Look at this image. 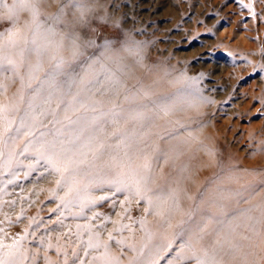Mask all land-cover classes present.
<instances>
[{
	"label": "snow or ice",
	"instance_id": "obj_1",
	"mask_svg": "<svg viewBox=\"0 0 264 264\" xmlns=\"http://www.w3.org/2000/svg\"><path fill=\"white\" fill-rule=\"evenodd\" d=\"M42 2L15 0V6L9 7L8 0H0V10L7 12L0 20L13 23L0 33V94H7L17 81L20 85L6 103H0V192L7 194L21 175L55 177L52 198L59 203L53 211L64 217L55 221L56 228H67L76 239L69 253L53 244L50 234L35 237L39 221H32L36 229L26 228L15 237L0 227V264H40L41 260L60 264L47 254L53 249L62 254V264H123L112 253L113 243L135 253L128 264H160L161 260L165 264H226L224 256L232 260L239 256L240 264H262L259 257L250 260L251 253L241 255L243 245L235 241L241 224L249 222L254 235L264 239V205L224 210L226 201L248 203L257 194L255 183L240 184V176L233 170L217 175L212 182L215 187L201 193L200 203L186 214L188 219L177 223H173L176 215L185 213L180 193L171 187L175 178L165 177L158 183L156 172L161 163L178 159V154L176 145L161 148L157 141L168 143L182 133L166 127L151 129L161 114L167 115L175 107L177 95L187 93L214 103L195 86L199 78H189L190 83L172 96H154L139 81L129 88L124 77L131 75V67L113 56L111 41L96 46L88 40L82 45L78 36L64 32L59 17L41 15ZM241 4L255 15L251 5H243V0ZM24 11L31 13V19L18 27ZM65 39L70 40L69 55L64 54ZM94 46L98 52L87 56V48ZM125 50L131 48L125 46ZM150 137L155 139L150 142ZM207 151L214 157L211 149ZM260 186L264 190V181ZM117 196H123L124 204L114 199ZM132 200L143 201L146 213L157 218L163 233L157 239L144 217L136 221L143 232L138 246L122 236L126 230L133 232L131 224L121 223L115 228L121 235L108 232L104 241L101 229L106 230L107 222H115L108 214L97 212V206L110 202L114 208H124L125 218L130 219L127 204ZM16 204L15 200H0L4 215L0 224L12 226L23 218V209L15 221L3 211L5 205L14 208ZM256 208L262 209L260 215H251ZM69 216L85 223H77L73 231L64 223ZM98 219L105 223H93ZM8 239L11 243L5 242ZM32 241L45 249L43 255L27 246ZM169 252L171 256L165 259Z\"/></svg>",
	"mask_w": 264,
	"mask_h": 264
},
{
	"label": "rangeland",
	"instance_id": "obj_2",
	"mask_svg": "<svg viewBox=\"0 0 264 264\" xmlns=\"http://www.w3.org/2000/svg\"><path fill=\"white\" fill-rule=\"evenodd\" d=\"M96 2L103 5L98 7ZM8 4L14 7L15 0H8ZM243 5H251L255 15L242 6L241 0H43L40 5L43 17H59L64 32L78 36L82 45L88 40L96 46L111 41L113 56L131 67V75L124 77L129 88L139 81L154 96H172L190 83L189 78H199L195 86L214 101L206 103L187 93L177 95L175 107L167 115L161 114L151 129L155 132L166 127L182 133L168 143L157 141L161 148L176 145L178 154V159L162 162L156 172L158 183H163L165 177L175 178L171 187L180 193L179 203L185 214H177L173 223L187 220L188 211L200 203L201 193L213 189L215 177L228 170L240 176V184L255 183L257 194L240 205L226 201L225 211L264 205V190H260V181H264V0H243ZM6 15V10H0V16ZM19 19L17 26L22 27L31 19V13L24 11ZM12 27L11 21L0 20V33ZM65 45L64 54L69 55L70 40L65 39ZM96 46L87 48L86 55L98 52ZM125 46L131 51L125 50ZM137 51L139 55L134 54ZM141 57L142 63L138 64ZM19 87L18 81L11 84L7 94H0V103H6ZM152 139L155 137H150V142ZM208 149L215 153L214 157L208 155ZM55 179H44L37 173L28 178L21 175L17 184L8 187L7 194L0 192V200L17 201L14 208L5 205L3 209L12 220L20 217L23 209L18 223H4L0 227L8 230L9 237H15L23 235L26 228L36 229L32 221H39L35 237L50 234L53 244L71 253L75 236L55 224L58 218H64L53 211L59 203L52 198ZM114 199L124 204L123 196ZM127 207L131 209L130 219L125 218L124 208H114L110 202L97 206V212L108 214L115 222H107L106 230L101 229L104 241L107 242L108 232L121 235L115 232L121 223L131 224L133 232L126 230L122 236L138 246L143 232L136 221L144 217L158 239L164 229L156 217L146 213L143 201L132 200ZM261 210L256 208L251 215L259 216ZM0 220H4L3 213ZM64 223L75 231L76 224L85 221L69 216ZM93 223L105 221L98 219ZM250 223L241 224L235 242L243 245L241 255L251 253L250 260L259 257L264 264V239L254 235ZM5 242L11 243V239ZM27 246L39 250L41 255L45 251L34 241ZM112 253L120 256L123 264L135 256L114 243ZM47 254L62 264V254L54 249L47 250ZM169 256L171 252L165 259ZM223 259L226 264H240L239 256L236 260L230 256ZM160 264H165V260Z\"/></svg>",
	"mask_w": 264,
	"mask_h": 264
},
{
	"label": "bare ground",
	"instance_id": "obj_3",
	"mask_svg": "<svg viewBox=\"0 0 264 264\" xmlns=\"http://www.w3.org/2000/svg\"><path fill=\"white\" fill-rule=\"evenodd\" d=\"M96 6H98V7H100V6H102L103 5V3L102 2H96V4H95Z\"/></svg>",
	"mask_w": 264,
	"mask_h": 264
}]
</instances>
